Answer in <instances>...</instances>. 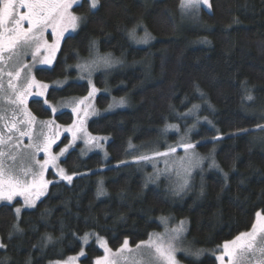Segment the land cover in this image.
Returning <instances> with one entry per match:
<instances>
[{
    "label": "trees",
    "instance_id": "obj_1",
    "mask_svg": "<svg viewBox=\"0 0 264 264\" xmlns=\"http://www.w3.org/2000/svg\"><path fill=\"white\" fill-rule=\"evenodd\" d=\"M209 5L189 21L182 19L180 0H98L95 9L82 0L73 7L78 30L62 40L51 68L34 70L35 79L51 85L48 103L85 97L89 84L79 71L87 69L76 65L110 56L118 62L111 73L102 72L104 65L90 71L93 84L109 93L95 104L104 109L117 98L127 108L88 122L90 134L109 138L107 160L98 153L84 157L76 147L61 161L74 176L71 183L49 172L46 195L19 217V200L0 205V264L63 260L82 250L80 239L88 233L112 250L125 239L134 247L161 229L162 217L185 220L193 249L207 252L198 260L180 255V261L217 264L214 251L249 231L257 212L264 214V0ZM145 31L150 39L140 42ZM44 35L51 44L49 31ZM44 105L28 99L22 107L41 120L73 122L70 112L52 116ZM169 127L184 135L163 133ZM179 137L195 146V158L209 162L176 196L164 176L155 185L146 179V161L126 160L130 150L163 151L165 141ZM102 255L91 242L80 262L93 264Z\"/></svg>",
    "mask_w": 264,
    "mask_h": 264
},
{
    "label": "snow or ice",
    "instance_id": "obj_2",
    "mask_svg": "<svg viewBox=\"0 0 264 264\" xmlns=\"http://www.w3.org/2000/svg\"><path fill=\"white\" fill-rule=\"evenodd\" d=\"M79 2L80 0H0V101L10 105H25L28 95H44L48 85L40 83L34 76H31L30 69L28 74L24 75V70L28 69L29 66L19 62V57L26 55L28 49H32V56L35 59L41 48H44L49 54L41 63L50 64L59 48V41L64 37L68 27L71 26L73 31L77 27L80 17L74 15L70 9ZM201 5L210 7L209 0H180L181 9L186 11H198ZM97 6L98 0H90L92 9ZM49 29H51L53 38L51 44L44 37V34ZM129 35L135 38V30ZM149 39L150 34L145 31V35L140 38V42L146 43ZM93 46H95V42H93ZM14 57L17 58V63L10 66ZM112 63L110 56L97 55L92 61V64L97 66H111ZM5 75L8 77L7 86L10 90L8 95H3V78ZM89 83L91 84V81ZM33 88L37 89L34 93L32 92ZM95 91L96 89L93 87L88 97L76 102V106L72 108L74 114ZM247 99L251 100L252 96L249 95ZM44 103L48 104L47 99L44 100ZM48 106L52 107L50 104ZM52 110L53 112L56 111L55 108ZM11 111L12 117L9 119L5 114L6 110L0 108V121L3 122V129L0 130V200H7L11 203L15 196H23L27 205L35 206V201L32 199L33 195L39 198L40 195L44 194L50 183V181L43 179L44 171L49 165L56 167L57 157L50 154L51 145L55 140L54 138L46 139L42 147L36 145L37 150L43 151L45 154L43 162L35 160L34 155L31 157L39 165V172H36L31 164H25L24 161H21L18 167L14 166L17 154L11 150L6 151L4 146L8 145L9 149L14 148L18 152L19 146L23 141L12 134L19 132L20 138L28 137L29 147H31L33 139L32 129H22L19 125L24 123L31 124L35 117L25 108L24 112L29 119L27 121L18 120L16 118V109L14 108ZM87 115L88 112L85 110V116ZM65 131L71 132L73 139H76L77 132H84L85 136H88V139L85 140L86 144L98 139L91 137L87 133L83 127V119L79 117L78 121L74 122ZM5 133H8V135H5ZM183 147L185 152H188L189 149H193L195 146L191 143H185ZM66 151L67 148L61 149L60 155H63ZM175 151V148H170L167 152H156L154 155L167 157ZM25 155L27 156L28 154ZM5 157L13 161L12 166L5 162ZM138 159L150 160L152 157L140 156ZM186 159V157L180 158L179 167L190 175V169L193 165L191 160H188L187 165H185ZM165 163L166 167L171 170L167 161ZM57 174L62 180H67L68 182L72 180V177L67 175L62 168L58 169ZM177 175L178 177L180 176L179 171ZM187 183V179H184L179 188L182 190ZM100 192H103L102 188ZM16 212L19 214L20 209L17 208ZM161 220L167 223L166 218H161ZM184 230V222L181 221L179 225L163 234L150 235L148 241H142L137 244L135 249H132L128 240L125 239L121 247L115 251L109 248L104 240L97 238L99 246L103 248L105 255L97 258L95 264H180L176 256L178 251H184L186 255H192L198 260L203 254V249L193 252L191 249L180 248L178 245V242L182 240ZM88 238V234H85L82 239L87 242ZM3 247L5 245L0 243V248ZM222 248V253L216 255V260L219 264H264V214L257 212L256 221L252 224L251 229L240 233L230 241H226ZM142 249H147V254L142 252ZM80 255H84L83 251H81ZM75 259L69 258V261L65 262V264H71V261Z\"/></svg>",
    "mask_w": 264,
    "mask_h": 264
},
{
    "label": "rangeland",
    "instance_id": "obj_3",
    "mask_svg": "<svg viewBox=\"0 0 264 264\" xmlns=\"http://www.w3.org/2000/svg\"><path fill=\"white\" fill-rule=\"evenodd\" d=\"M81 1L82 0H80V2ZM80 2L78 4H76V5H73V7L74 6L76 7L77 5H79ZM88 2L90 4V0H88ZM72 9L70 10L71 12H72ZM203 10L207 11V10H209V7L205 6V5H201V7H200V9L198 11H196V10L186 11V10H182L181 9L182 19L185 20V21H189V20L195 19V18L198 17V14L201 13ZM80 24H81V19L78 21L77 27H76V29L74 31L72 30L71 26L68 27V30L64 33V37L59 41V47L61 45L62 40L66 36L76 33V31L78 30ZM48 31H49V35L52 37L51 29H49ZM44 37H45V35H44ZM135 38H136V36H135ZM52 42H53V38H52ZM133 45L139 46V45H136L135 42L133 43ZM140 47H142V46H140ZM58 51H59V48H58V50L55 53V58L57 56ZM48 54L49 53H48V51L46 49L41 48L40 52L37 53L35 59L32 56V49H28L26 55H21L19 57V62H22L23 64H27L29 66L28 69L24 70V75L28 74L29 69H30V72H31V76H34L33 72L38 67L51 68L52 65L54 64L55 58L52 59L50 64L41 63V61ZM112 61H113V63L111 64L109 69H108V66H106L104 68V71H102V72H106L107 74H109L116 67H118V62L116 60L114 61V59ZM15 63H17V58L14 57L13 58V62L10 64V66L14 65ZM92 65H93L92 64V59L88 58L86 60L81 61L75 67L77 70H79V68L82 67V66H89V67H85L87 69L86 71H83V72L79 71V78L81 80H84V81L88 82V84H89V92L92 91L93 87H95V89H96L95 93L91 97H89L87 100H85L84 104L80 106V108L78 109L76 114L73 113L72 108L76 106V102L77 101L83 99L84 97L63 100V101H61L60 103H57V104H51V103L45 104L44 103L45 106H47V107H49L48 106L49 104L52 106V107H49L50 111L52 112V116L55 113H58V112H61V111L70 112L72 114V116H73V122L71 124H69V125H60V124H58V123H56V122H54L53 120H50V119L41 120V119H38V118L35 117V120L31 124L25 123L26 127H24V128H27V129L28 128L32 129V136H33V139L31 141L32 146L29 147V143H30L29 139H28L27 136H24L23 138H18V139H22V141L26 140V141H23L20 144L18 152L14 148L13 149H9V147H7L5 149L6 151L11 150L13 152H16L17 160L15 161V165L14 166L18 167L20 162L24 161L25 164H31L33 169L36 172H39L40 168H39V165H37L35 163V160H39V161L43 162V160L45 159V154H44L43 151H38L36 145H39V146L42 147L43 144L45 143L46 139L54 138L55 142L51 145L50 154L51 155H55L57 157L56 167H53V166L49 165L48 168L44 171L43 179L46 180V181H50V183L48 184L46 190L44 191V194L40 195L39 198H36L35 195H33L32 199L35 201V205L46 195L49 185L53 182V180L51 178H49V176H48L49 172H51L52 175H54L57 178L58 181H64L66 183H71V182H68L67 180H62L57 173H58V169H60V168L64 169L62 164H61V161L64 159V157L67 155V153L69 151H71L72 149H75L76 147H79L80 154L82 156H84V157L88 156L91 153H98V154H100L103 157L104 160H107L109 158V155H108V153L106 151V145H107V143L109 141V138L105 137V136H95V135L90 134L88 132V130H87V125H88V122L91 119H93V118H97L99 116L106 115V114L115 112L117 110H122V109L127 108L126 107L127 106V102L123 101V103H121V101L119 99L114 98L111 101V103L107 106V108L99 109L96 106V104H95L96 98L100 94H107L108 92L105 91V90H99L93 84V81L90 79V76H91L90 71H92V69H91ZM89 81H91V84L89 83ZM3 82H4V93H3V95H8V94H10V90L8 89V86H7L8 85V77L6 75L3 78ZM43 84H45V83H43ZM50 86L51 85H48V88L45 91L43 96H35L34 94L28 95L27 102H28V99H42V101L44 102V100L46 99V94H47ZM36 90H37L36 88H33L32 92L34 93ZM88 96H89V93L85 97H88ZM18 106H20V109L22 110V114L24 115L23 120L27 121L29 118L26 116V114L24 112V108L22 107V105H10V104H7L4 101H0V108H3L4 110H6L5 114L8 117H9V113H12L11 110L14 109V108L17 109ZM53 108L56 109L55 112H53V110H52ZM85 110H87V112H88L87 116H85ZM28 112H29V110H28ZM78 117L80 119H83V127H84V129H86L87 133L91 137L98 138L97 140H93L90 143L86 144L85 140L88 139V136H85L84 132H77L76 133V139H73L72 133L69 132V131H65V129L70 128L73 125L74 122L78 121ZM45 122H50V123H45ZM2 124H3V122L0 121V125H2ZM168 131L171 132L172 134H177L178 136L180 135L181 137L184 135V134H182V135L178 134V131H180V130L179 129L175 130V128H172V127L171 128L169 127L168 130H164L163 133H168ZM185 136L187 138V134H185ZM65 137L68 138V140L66 142H64V144L61 145V141H63V139ZM181 137H179V140L176 143H174V144H169L168 142H166L164 140L167 148H166V150H163V151H159V149H157L155 147L154 148H144V149H141L140 151H137L136 155H133V154H131V150H130L129 157H128V159L126 161L127 162L139 161L138 158L141 156V154H143L144 152L148 151L149 153L148 152L144 153L143 156H149V157H152V159H150V160H142V161H146V164H144V166L149 167L151 169L150 171H148V169H146L147 170L146 174H148L146 179L148 178L149 182L151 184L155 185V184H157L158 179L159 178L161 179V178H163L162 176H164L166 178V180H168V186H169V188L171 190V193H173L176 196L180 195V194H183L184 192H186V190L188 189V187H189V185L191 183L192 175L195 172L199 171L200 168H202V163H208L209 159H206L205 161H203V159H201V156H200V159L195 158L196 154H195V152L194 153L191 152V151H194L192 149H189L188 152H185L183 144L180 141ZM164 139H166V138L164 137ZM65 148H67V151L64 152L63 155H60L61 149H65ZM170 148H175L176 151L174 153H170L169 156H167V157H158V156L154 155L156 152H167ZM25 154H28V155L26 156ZM33 155L35 157V160H33L31 158ZM182 157H186L187 158L185 160V165H187L188 160L192 161V165L193 166L190 169V175L187 174L186 172H184L179 167L180 158H182ZM4 159H5V162L8 165H10V166L13 165V161L9 160L8 157H5ZM166 161L168 163V166H170L171 170H169V168L166 167V163H165ZM64 171H65V173L67 175L71 176L72 180H73L74 176L69 174L65 169H64ZM178 171L180 172V176L179 177L177 175ZM159 175H161V176L159 177ZM184 179H187L188 183L181 190L179 188V185L183 183ZM17 200H19L21 202V205L17 206L15 208V213H16L17 217L20 216L22 211L31 210V209H33L35 207V206L27 205L25 203V199H24L23 196H15L11 203H9L7 200H0V205H2V204H13ZM17 208L20 209L19 214H17V212H16ZM162 218H166L167 223L162 222V220L160 219L159 223L161 225V229L159 231H157V232H154L153 234H163L166 231L170 230L171 228L176 227L177 225L180 224L181 221H183L185 230H184V232L182 234V240L178 242V245H179L180 248H188V249H191V251H193V252L196 251V250L193 249L191 243L187 239V227H186L187 223H186L185 220L176 221L175 219H170L169 217H162ZM88 236H89V238H88L87 242H85L82 239L83 237L80 239L81 244H82V250L81 251H83L84 255H80V253H81V251H80L76 255H70V256L66 257L65 259H63V260H56V261L49 262V264H65V262L69 261V258H76L75 260L71 261V264H81L80 261L85 256V248L91 242H94L96 244V246L102 251L103 255L101 257H103L105 255V253H104L103 248H101L99 246V241H98L97 238H100V239H102L104 241H105V239L101 238L98 235L92 234V233H88ZM148 240H149V238L146 241H148ZM135 247L136 246L131 247V248L135 249ZM0 249H2V248H0ZM113 251H115V250H113ZM141 251L144 252L145 254H147V252H148L147 249H142ZM222 251H223L222 247L220 249H216L214 251L215 258H216V255H219L220 253H222ZM205 253H207V252L203 251V254H205ZM180 255L185 256V257H191V258L194 257L192 255H186L184 251H178L176 253V256H177L178 260H179L178 257ZM95 261H94L93 264H95ZM179 262H180V264H185V263H183L180 260H179ZM217 264H219L218 261H217Z\"/></svg>",
    "mask_w": 264,
    "mask_h": 264
},
{
    "label": "flooded vegetation",
    "instance_id": "obj_4",
    "mask_svg": "<svg viewBox=\"0 0 264 264\" xmlns=\"http://www.w3.org/2000/svg\"><path fill=\"white\" fill-rule=\"evenodd\" d=\"M11 117H12V113H9V119H11ZM23 117H24V115L22 114V110L20 109V106H18L17 109H16V118L18 120H23ZM19 127L22 128V129H27V128H24V127H26L25 123L24 124H20ZM2 129H3V124L0 125V130H2ZM5 135H8V133H5ZM12 135H14L16 138H20L19 137V132H15ZM23 141H26V140H23ZM4 147L6 149L8 147V145H5Z\"/></svg>",
    "mask_w": 264,
    "mask_h": 264
}]
</instances>
